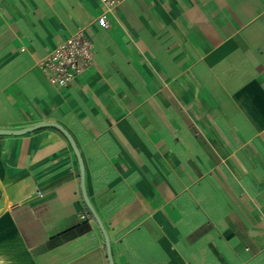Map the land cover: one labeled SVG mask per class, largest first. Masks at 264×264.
<instances>
[{
  "label": "crops",
  "instance_id": "1",
  "mask_svg": "<svg viewBox=\"0 0 264 264\" xmlns=\"http://www.w3.org/2000/svg\"><path fill=\"white\" fill-rule=\"evenodd\" d=\"M44 122L113 264H264V0H0V129ZM0 264H109L55 127L0 135Z\"/></svg>",
  "mask_w": 264,
  "mask_h": 264
},
{
  "label": "built area",
  "instance_id": "2",
  "mask_svg": "<svg viewBox=\"0 0 264 264\" xmlns=\"http://www.w3.org/2000/svg\"><path fill=\"white\" fill-rule=\"evenodd\" d=\"M123 0H98L105 10H110ZM105 25L104 16L98 17ZM93 45L84 29H79L62 43L55 46L42 58L37 66L44 77L54 86L66 87L71 80L81 75L91 64Z\"/></svg>",
  "mask_w": 264,
  "mask_h": 264
},
{
  "label": "water",
  "instance_id": "3",
  "mask_svg": "<svg viewBox=\"0 0 264 264\" xmlns=\"http://www.w3.org/2000/svg\"><path fill=\"white\" fill-rule=\"evenodd\" d=\"M46 126H52V127H55L57 129H59L66 136L67 140L69 141V143H70V145H71V147L73 149V152H74V154H75V156L77 158L78 165H79V170H80V173H81V191H82L83 200H84L85 204L87 205V207L89 208V210L91 211V213L93 214V216L96 219V221L98 222V224H99V226H100V228H101V230H102V232H103V234L105 236L107 257H108V260H109V264H113V261L111 259L109 243H108L105 231L103 230V227H102V224H101L99 218L97 217V215L93 211V209H92V207H91V205H90V203L88 201L87 194L85 192V188H84V185H83V164H82V160H81V158L79 156V152H78L73 140L71 139V137L60 126H58L55 123H49V122L39 123V124H35L34 126L21 128V129H0V135H21V134L33 131V130H35L37 128L46 127Z\"/></svg>",
  "mask_w": 264,
  "mask_h": 264
}]
</instances>
